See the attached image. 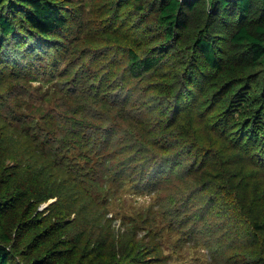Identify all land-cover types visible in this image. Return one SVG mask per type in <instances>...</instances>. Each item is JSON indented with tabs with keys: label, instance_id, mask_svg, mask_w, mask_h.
Returning a JSON list of instances; mask_svg holds the SVG:
<instances>
[{
	"label": "rangeland",
	"instance_id": "1",
	"mask_svg": "<svg viewBox=\"0 0 264 264\" xmlns=\"http://www.w3.org/2000/svg\"><path fill=\"white\" fill-rule=\"evenodd\" d=\"M52 1L66 19L45 36L1 8L17 24L0 37L7 264H264V58L230 40L257 33L264 0L236 17L181 0L169 39L158 0ZM129 49L161 57L132 76Z\"/></svg>",
	"mask_w": 264,
	"mask_h": 264
},
{
	"label": "trees",
	"instance_id": "2",
	"mask_svg": "<svg viewBox=\"0 0 264 264\" xmlns=\"http://www.w3.org/2000/svg\"><path fill=\"white\" fill-rule=\"evenodd\" d=\"M193 1L194 0H187L185 4L193 9V6L190 5ZM17 2L23 7L21 11L26 27L40 33L42 36L57 30L65 22L66 16L63 9L52 0H0V37L10 36L17 25L11 16L1 11V8L12 6L15 8V5H18ZM157 3V19L159 24L164 28L166 38L169 39L174 35L176 27L183 22V16L180 11L181 0H158ZM195 3H199V1L195 0ZM212 4L216 5L217 9L224 10L226 13L236 17L237 15L240 16L239 13L245 14L249 10L251 0H212ZM233 6H236L235 10L231 9ZM261 21L262 22L255 25L257 33H254L249 28V25L242 21L230 35V40L232 42H244L249 45L251 59L253 61L264 58V19ZM258 32H261L263 35H258ZM196 42L207 63L218 66L219 64L215 59L212 43L203 37H199ZM160 57L159 55L153 54L140 56L133 49H129L127 63L128 71L132 76H139L144 71L155 67ZM88 93H90V91L86 89L85 94ZM93 103L94 100L92 99L91 105H94ZM103 133V129L97 126L95 137L92 140L85 138L83 135V146L85 147L84 144L87 142L90 151H95L98 144V150H101L103 141L105 140L102 137ZM83 134H86V132ZM143 170L145 171L147 168ZM0 215H2L1 209ZM261 225H264V223L258 224L257 226L261 227ZM8 255V249L0 244V264H7ZM32 264H43V262L42 260L36 259L33 260Z\"/></svg>",
	"mask_w": 264,
	"mask_h": 264
}]
</instances>
